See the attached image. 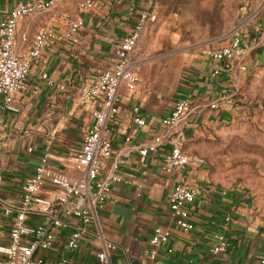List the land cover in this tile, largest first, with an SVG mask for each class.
<instances>
[{
  "label": "crops",
  "instance_id": "1",
  "mask_svg": "<svg viewBox=\"0 0 264 264\" xmlns=\"http://www.w3.org/2000/svg\"><path fill=\"white\" fill-rule=\"evenodd\" d=\"M81 1L61 0L51 9L27 14L19 21L17 46L28 55L36 32L46 22L62 32L71 19L85 17V24L76 34L56 41L31 58L30 75L24 88L15 94L18 110H7L0 102V116L8 123L0 146V241L9 239L13 220V216L3 213L4 206L21 198L23 185L35 172L44 151L50 152L51 169L72 178L78 175L72 156L80 149L94 120L91 112L102 98L98 92L82 101L83 86L97 81L114 64L122 39L133 28L140 11L154 1L159 20L148 25L135 54L140 83L135 90L120 86V110L113 134L116 149L127 157L122 173L129 183L114 186L78 250L69 249L66 232L58 230L51 254L69 256L73 264H263L264 216L254 211L253 203L241 189L215 184L201 166L168 169L163 160L170 147L167 143L147 155L136 147L154 142L160 132L170 136L162 118L178 99L188 97L195 112L180 127L187 135L186 148L199 153L194 149L201 148L196 141L204 127L238 112L242 75L264 58V15L253 29H246L247 40L257 35L247 55L237 60L230 71L223 68L214 75L219 63L207 57L204 49L209 44L226 43L230 32L193 43L183 37L182 27H177L180 17L170 9L172 1L96 0L88 13L80 11ZM15 2L0 0V18ZM243 62L248 69L241 68ZM44 72L55 84L47 83ZM223 87H228L234 102L220 97ZM214 101L218 106L212 107ZM135 105L142 108L147 121L143 125L134 122ZM128 134L130 142L126 140ZM30 146L34 147L31 151ZM178 183L199 188L196 199L188 205L194 222V228L188 231L170 219V193ZM56 191L57 186L44 189L48 194ZM42 220L37 213L29 218L32 224ZM158 224L169 226L171 234L168 241L153 246L150 239ZM99 232L118 244L108 261L98 256L102 248ZM220 233L228 243L216 253L212 247Z\"/></svg>",
  "mask_w": 264,
  "mask_h": 264
},
{
  "label": "built area",
  "instance_id": "2",
  "mask_svg": "<svg viewBox=\"0 0 264 264\" xmlns=\"http://www.w3.org/2000/svg\"><path fill=\"white\" fill-rule=\"evenodd\" d=\"M61 0H16L9 13L0 18V102L7 110H18L15 94L24 88L31 72V58L41 54L45 47L56 41L76 34L85 24V17L71 19L65 30L56 31L51 23H45L36 32L28 55L19 51L17 46L18 24L27 14L51 9ZM96 0H83L79 3L82 13L90 12ZM152 5L140 11L131 31L124 36L116 49L114 64L105 69L99 79L83 86L82 101L102 93L101 100L93 108V123L86 130L80 149L72 156V162L78 171L74 178L51 169L48 165L50 152L44 151L35 172L23 185L21 198L12 205L4 206L3 213L13 216L10 235L7 241H0V264H73L69 256H53L56 232L67 234V246L78 250L83 237L91 231L93 218L99 208L105 206L114 186L129 183L122 173L127 157L115 147L113 134L120 110V86L126 85L135 90L140 83V75L135 67V54L148 25L158 19V10ZM250 14L239 18L230 32L228 41L221 45L209 44L204 53L219 64L213 74L219 75L223 68L230 71L237 60L243 59L257 40L246 38V26ZM26 36V34H23ZM243 70L248 64H241ZM49 85L55 81L47 72L42 74ZM60 87H64L61 84ZM221 98L234 102L228 87H223ZM212 107L218 106L214 101ZM193 111L192 101L188 97L178 99L172 109L162 118V125L170 130L160 132L154 142L139 145L136 149L143 155L158 151L161 144H169L163 155L165 167L173 169L188 165L202 166L206 159L200 153H194L185 146L187 135L180 124ZM133 119L138 125L145 124L142 108L133 107ZM7 121L0 116V146L6 134ZM131 135L126 136L131 141ZM30 151L33 146L28 148ZM49 186H57L59 191L53 194L44 192ZM140 195L141 193L138 192ZM199 194V188L189 183L175 184L170 193V219L180 228L188 231L194 228L188 205ZM40 214L43 220L37 224L29 222L33 214ZM3 214H0V219ZM170 227L158 224L154 227L150 242L153 246L166 242L170 238ZM102 248L98 253L102 261H108L118 244L98 233ZM225 235H217L212 251L219 252L227 246ZM56 253V252H55ZM264 264V258L262 259Z\"/></svg>",
  "mask_w": 264,
  "mask_h": 264
},
{
  "label": "rangeland",
  "instance_id": "3",
  "mask_svg": "<svg viewBox=\"0 0 264 264\" xmlns=\"http://www.w3.org/2000/svg\"><path fill=\"white\" fill-rule=\"evenodd\" d=\"M168 1L180 17L183 37L197 44L231 32L243 15L250 14L246 29H253L264 15V0ZM242 77L238 112L204 127L196 141L201 148L194 151L205 157L201 167L212 182L241 189L264 216V58Z\"/></svg>",
  "mask_w": 264,
  "mask_h": 264
}]
</instances>
